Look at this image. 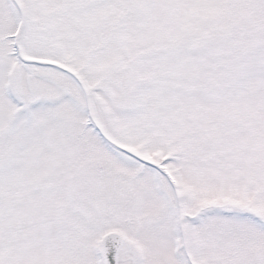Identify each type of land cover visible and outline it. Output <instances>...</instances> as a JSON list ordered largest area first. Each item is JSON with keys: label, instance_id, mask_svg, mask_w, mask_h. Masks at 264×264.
I'll return each mask as SVG.
<instances>
[{"label": "snow or ice", "instance_id": "6c2138e0", "mask_svg": "<svg viewBox=\"0 0 264 264\" xmlns=\"http://www.w3.org/2000/svg\"><path fill=\"white\" fill-rule=\"evenodd\" d=\"M0 264H264V0H0Z\"/></svg>", "mask_w": 264, "mask_h": 264}]
</instances>
